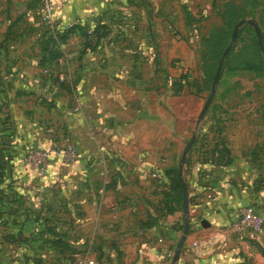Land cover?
<instances>
[{
  "label": "crops",
  "instance_id": "0c3cea01",
  "mask_svg": "<svg viewBox=\"0 0 264 264\" xmlns=\"http://www.w3.org/2000/svg\"><path fill=\"white\" fill-rule=\"evenodd\" d=\"M55 3V36L71 24L97 26L102 32L107 0ZM64 40L52 45L64 52L51 65L59 68L63 62L79 68L78 77L69 74V85L51 74L55 68L45 67L48 75L42 77L35 74L39 64L34 57L12 73L19 76L1 77L15 85H7L6 91L23 105L15 139L12 128L6 132L18 159L25 161L31 147L50 143L36 125L37 108L42 109L39 118L75 143L77 157L72 162L53 157L45 173L23 165L12 176L16 180L7 195L28 199L0 207V264H76L77 253L87 264H169L168 251L181 234L185 216L181 201H170L168 210L164 206V191L174 192L165 168L172 166L176 145L171 141L180 143L184 134L183 119L174 134L167 114L149 112L144 84L135 89L133 78L110 74L101 60L89 59L91 47L77 29ZM76 51H81L80 58L73 55ZM93 66L97 74L91 72ZM34 93L47 94L51 107L25 100ZM227 146L233 160L224 171L209 163L200 172L193 149L187 153L183 177L189 194L188 232L174 264H234L258 244L232 231L229 223L240 206L262 204L264 188L254 172L240 168L249 160ZM261 235L255 240L261 241Z\"/></svg>",
  "mask_w": 264,
  "mask_h": 264
},
{
  "label": "rangeland",
  "instance_id": "374dc122",
  "mask_svg": "<svg viewBox=\"0 0 264 264\" xmlns=\"http://www.w3.org/2000/svg\"><path fill=\"white\" fill-rule=\"evenodd\" d=\"M230 7L244 12L243 16H248L247 11L252 7L254 17L264 29V0H107L106 22L100 36L91 37L92 52L87 57L101 60L105 63L102 68L106 67L110 74L133 78L135 89L144 84L149 112L167 114L174 134L178 132L179 118L183 119L180 143L177 139L171 141L176 145L172 148V166L177 167L185 139L195 133L190 149L201 162L200 172H206L209 163L221 171L229 167L233 157L227 144H231L238 150L239 158L249 160L241 163L240 168L254 172L257 184L264 188V66L259 64L251 24L242 26L236 38L231 39L229 31L234 19L223 16L224 9ZM53 22L41 18L38 0H0V207L18 198L27 201L25 196L17 197L14 193L10 198L7 191L16 180L12 176L23 165L37 170L33 163L18 159L6 134L12 128L15 139L14 127L20 122L23 105L13 93L6 91L7 85L11 89L15 85L11 81L6 84L1 77L19 76L20 73H12L20 72L24 68L21 66L32 57L39 64L33 72L41 77L48 75L45 67L55 68L51 65L56 56L52 45L67 40H57ZM100 43L102 49L97 46ZM227 44L231 49L224 54L215 93L198 120L218 54ZM112 45L114 49L110 50L108 46ZM80 52L73 55L80 58ZM97 70L93 66L91 72L97 74ZM52 73L63 85H69V74L71 78L80 75L79 68L70 69L63 62ZM44 94L34 93V98L28 96L25 100L51 107L48 95ZM37 109L39 129L53 126L39 118L42 109ZM190 149L187 153L192 154ZM184 169H187L185 161L182 175ZM144 184L147 185V179ZM261 234V241L252 239L258 244H254V251L242 264H264V231Z\"/></svg>",
  "mask_w": 264,
  "mask_h": 264
},
{
  "label": "built area",
  "instance_id": "2783aa9c",
  "mask_svg": "<svg viewBox=\"0 0 264 264\" xmlns=\"http://www.w3.org/2000/svg\"><path fill=\"white\" fill-rule=\"evenodd\" d=\"M40 16L47 22H53L56 0H38ZM62 78V75H58ZM50 143L46 146H35L27 150L25 160L33 163L37 170L42 173L46 171L50 159L58 157L64 162H72L77 157L75 143L68 137H62L56 129L47 125L44 128ZM229 227L239 236L245 238H256L264 231V204H244L240 206L235 217L230 221ZM172 250L168 251L171 256ZM76 264H87L83 254L77 253Z\"/></svg>",
  "mask_w": 264,
  "mask_h": 264
},
{
  "label": "trees",
  "instance_id": "16d2710c",
  "mask_svg": "<svg viewBox=\"0 0 264 264\" xmlns=\"http://www.w3.org/2000/svg\"><path fill=\"white\" fill-rule=\"evenodd\" d=\"M252 2H257V0H252ZM223 12H224L223 16H225V17L227 16L228 18L234 19V21H232V24L230 26L229 35L232 33L233 26L239 18H242L243 20L237 29V35L240 33V28L242 26L248 24V22L246 21V18L250 17V16L254 17L252 7L250 8V10L247 11V12H250V14L248 16H243V14H245L244 12L243 13L239 12L238 10L232 9L231 7L229 9H224ZM263 19H264V17H263ZM258 22H259V25L261 26L260 21H258ZM98 28L99 27H97V26H93V27L89 28V27H84V26L78 25V24H71L67 28H64L61 31V33L56 34V37H58L57 40L63 41L70 31L77 29V31L84 37L85 45L86 44L88 45L90 43L91 37H94L95 39H97L100 36V34L102 33V32L101 33L98 32ZM260 30H261V32H260L261 43L258 42V35L256 34L255 30H254V35H255V40H256V50L259 53V64H260V66L261 65L264 66V29L260 27ZM229 49H231V46L229 47ZM51 50L54 51L53 52L54 54H56V56H55V58H56L57 54H59V51L57 50L56 47L51 48ZM222 50L223 49H220V53L218 55L221 56ZM215 67H216V64L214 66V70H215ZM212 76H213V74H212ZM225 149L228 150L227 146H225ZM188 159H189V157L187 154V156L185 158V164L186 165L188 164ZM229 161H230V158H229ZM165 172L170 177V189L174 190V192L164 191V199H163L164 206L168 210L171 208V205H169L170 201H172V200H176L178 202L181 201V197H182L181 196V183H180L179 175L177 173V167L176 166H169V167L165 168ZM14 195H15V193H14ZM182 226H183V222L180 224V227H182ZM234 264H242V262H236Z\"/></svg>",
  "mask_w": 264,
  "mask_h": 264
},
{
  "label": "water",
  "instance_id": "95a60500",
  "mask_svg": "<svg viewBox=\"0 0 264 264\" xmlns=\"http://www.w3.org/2000/svg\"><path fill=\"white\" fill-rule=\"evenodd\" d=\"M242 20H243L242 18H239L235 22V24L233 26L232 33H231V39L232 40L236 38L237 29H238L239 25L241 24ZM246 21L253 26L256 34L258 35V42L261 43V39H260L261 30H260V26H259L257 19L253 16H250V17L246 18ZM229 47H230V44H227L223 48V50L221 52V56L217 60L216 67H215V70H214V73H213V76L211 79L209 92H208L205 100L203 101V103L199 109V112L197 114L198 120L203 117V115H204V113H205L214 93H215L217 81H218L221 66H222V61L224 58V54L227 52ZM194 138H195V133H192L187 139H185L182 150H181V154H180V160L177 164V173L179 175V179H180V183H181V196H182L181 197V210L183 212V215L185 216V221L183 223L181 234L174 244L169 264H174V262L177 260L179 254H180L183 242H184L186 235H187V232H188V219L187 218L189 216V206H188L189 194H188L187 184H186L185 179L182 175V170H183V163L185 161L187 152L189 151L190 146H191Z\"/></svg>",
  "mask_w": 264,
  "mask_h": 264
}]
</instances>
